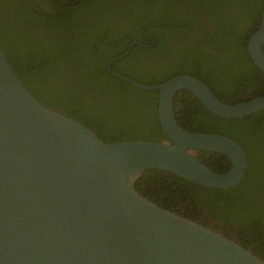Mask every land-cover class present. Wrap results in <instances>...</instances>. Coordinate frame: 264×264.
<instances>
[{
  "label": "trees",
  "instance_id": "obj_1",
  "mask_svg": "<svg viewBox=\"0 0 264 264\" xmlns=\"http://www.w3.org/2000/svg\"><path fill=\"white\" fill-rule=\"evenodd\" d=\"M107 1L0 0V45L21 82L39 101L83 122L104 141L165 138L156 116L157 90L136 87L105 67L132 39L138 42L109 67L137 82L153 84L186 73L227 102L264 92V75L246 49L259 24L262 0ZM39 26L47 28V35L39 34ZM147 54L156 64L124 66ZM173 105L183 128L232 135L246 151L244 176L233 186L217 188L149 168L136 180L137 190L148 196L159 190L174 199L187 197L192 210L209 214L203 223L264 258V109L219 117L183 89L173 96ZM246 128L248 135L239 130ZM208 154L211 160L223 157L226 164L212 166L202 149L197 151L215 171L228 169L226 155ZM177 183L183 192L167 186Z\"/></svg>",
  "mask_w": 264,
  "mask_h": 264
},
{
  "label": "water",
  "instance_id": "obj_2",
  "mask_svg": "<svg viewBox=\"0 0 264 264\" xmlns=\"http://www.w3.org/2000/svg\"><path fill=\"white\" fill-rule=\"evenodd\" d=\"M246 40L264 75V0ZM156 89L165 138L104 141L83 122L35 98L0 45V264H264V258L211 226L143 196L135 182L155 168L206 187L235 185L245 153L228 136L183 128L173 96L192 93L213 114L233 118L264 109V93L224 102L196 76L176 73ZM200 149L226 155L211 169Z\"/></svg>",
  "mask_w": 264,
  "mask_h": 264
},
{
  "label": "flooded vegetation",
  "instance_id": "obj_3",
  "mask_svg": "<svg viewBox=\"0 0 264 264\" xmlns=\"http://www.w3.org/2000/svg\"><path fill=\"white\" fill-rule=\"evenodd\" d=\"M111 3H113L112 2V0H109V1H107V2H105V4L106 5H110ZM101 4V3H100ZM46 9L47 8V6H46V4L45 3H42V7H41V9ZM108 19H111L112 21H114V20H116L114 17H109ZM38 30H39V34L40 35H47V28H42V26H39V28H38ZM136 42H138V41H136L135 39H132V40H130V42L127 44V46H126V48L124 49V51L121 53V54H119V55H116V56H114V57H112V58H110L107 62H106V64H105V67L107 68V70L110 72H114L113 70H111L110 69V67H109V63L112 61V60H114V59H116V58H119V57H121V56H123L125 53H127V51H128V48H130L134 43H136ZM263 50H264V48H263ZM155 61L156 60H154L150 55H146V58H131V59H129L128 61H126V62H124V66L125 67H135V66H137L138 64H139V62H140V65H141V67H145V65L146 66H149V65H154V64H156L155 63ZM262 72V71H261ZM114 73H116V72H114ZM113 74V73H112ZM116 74H118V73H116ZM114 75V74H113ZM114 76H116V75H114ZM123 76V75H122ZM198 78V77H197ZM200 79V78H199ZM161 82V81H160ZM156 83H159V82H156ZM264 83V82H263ZM154 84V83H153ZM211 90V89H210ZM212 91V90H211ZM213 92V91H212ZM264 93V92H263ZM190 94H192V93H190ZM262 94V93H261ZM226 95H234V94H232V92H228ZM192 96L194 97V98H196L193 94H192ZM156 99V98H155ZM219 100H221L220 98H219ZM221 101H223V100H221ZM237 101H242V100H237ZM224 102H227V101H224ZM232 102H236V101H232ZM180 108H178V110H179ZM259 111V110H258ZM254 113V112H253ZM250 114V113H249ZM234 128H230V130H233ZM241 132L242 131H245L244 132V134L245 135H248L249 134V130L246 128V129H239ZM214 133H218V134H222V135H225V136H228V137H230V138H233L232 137V135H226V134H224L225 132H223V131H218V132H214ZM234 139V138H233ZM235 140V139H234ZM236 141V140H235ZM237 142V141H236ZM239 143V142H238ZM240 145V144H239ZM241 146V145H240ZM241 148H242V146H241ZM243 149V148H242ZM208 151H211V150H206V149H202V153H203V156H204V158L205 159H207L208 160V163L209 164H211L212 166L213 165H215L216 164V162H218V163H221V164H226V159H224L223 157H221V156H217V157H214L212 160L209 158V154H208ZM243 151H244V153H245V156H246V151L243 149ZM247 160V159H246ZM206 164V163H205ZM207 165V164H206ZM229 165H230V163H229ZM211 169H213V168H211ZM214 170V169H213ZM227 170V169H226ZM189 185H191V184H189ZM167 186H169V188H171L172 190H174L176 193H180V192H183V188H181L180 187V185L177 183V184H173V185H168L167 184ZM233 186V185H232ZM189 190H190V192H191V188H189ZM167 193H163V192H160L159 190L157 191V192H155L154 194H152V195H143V196H145V197H147V198H150L151 200H153V201H155L157 204H159V205H161L162 207H164V208H167V209H170V210H172V211H174V212H177V211H175L176 209L178 210V213H181V214H183V215H185L186 217H188V218H190V219H193V220H196L197 222H199V223H202V224H204V225H206L205 223H203L201 220H203L204 218L205 219H208L210 216H209V214L207 213V211H205V210H195V209H191V207H192V204H190L189 203V201H190V199L188 200V198L187 197H185L184 199H182V200H179V199H174V198H172V197H169L168 195H166ZM157 199L158 200H161V201H163V203H160V202H158L157 201ZM188 200V201H187ZM218 221H219V223L220 224H223V219L222 218H220V219H218ZM208 226H210V225H208ZM212 227V226H211ZM215 229V228H214ZM218 230V229H217ZM220 231V230H219ZM224 234V233H223Z\"/></svg>",
  "mask_w": 264,
  "mask_h": 264
},
{
  "label": "clouds",
  "instance_id": "obj_4",
  "mask_svg": "<svg viewBox=\"0 0 264 264\" xmlns=\"http://www.w3.org/2000/svg\"><path fill=\"white\" fill-rule=\"evenodd\" d=\"M212 151V150H211ZM217 152V151H216Z\"/></svg>",
  "mask_w": 264,
  "mask_h": 264
}]
</instances>
